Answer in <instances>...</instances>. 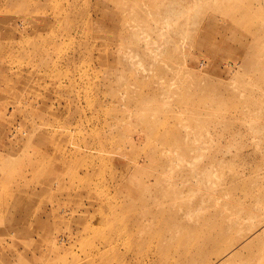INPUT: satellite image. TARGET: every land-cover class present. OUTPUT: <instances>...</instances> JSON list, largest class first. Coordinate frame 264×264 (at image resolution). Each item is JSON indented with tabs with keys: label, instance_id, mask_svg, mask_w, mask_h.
<instances>
[{
	"label": "rangeland",
	"instance_id": "obj_1",
	"mask_svg": "<svg viewBox=\"0 0 264 264\" xmlns=\"http://www.w3.org/2000/svg\"><path fill=\"white\" fill-rule=\"evenodd\" d=\"M0 264H264V0H0Z\"/></svg>",
	"mask_w": 264,
	"mask_h": 264
}]
</instances>
